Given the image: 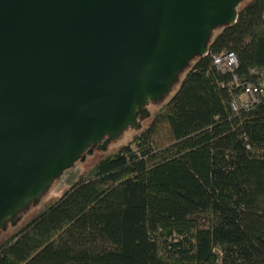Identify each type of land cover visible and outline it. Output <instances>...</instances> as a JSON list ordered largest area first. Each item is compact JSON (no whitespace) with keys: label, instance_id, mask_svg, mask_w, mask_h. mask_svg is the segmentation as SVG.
Segmentation results:
<instances>
[{"label":"trees","instance_id":"obj_1","mask_svg":"<svg viewBox=\"0 0 264 264\" xmlns=\"http://www.w3.org/2000/svg\"><path fill=\"white\" fill-rule=\"evenodd\" d=\"M237 12L131 143L8 223L0 264H264V95H243L264 71V0Z\"/></svg>","mask_w":264,"mask_h":264},{"label":"water","instance_id":"obj_2","mask_svg":"<svg viewBox=\"0 0 264 264\" xmlns=\"http://www.w3.org/2000/svg\"><path fill=\"white\" fill-rule=\"evenodd\" d=\"M242 1L0 0V234L140 129Z\"/></svg>","mask_w":264,"mask_h":264},{"label":"rangeland","instance_id":"obj_3","mask_svg":"<svg viewBox=\"0 0 264 264\" xmlns=\"http://www.w3.org/2000/svg\"><path fill=\"white\" fill-rule=\"evenodd\" d=\"M246 1H248V0H243V2H246ZM177 86H178V84H177ZM177 86L172 89V93L174 91H176ZM149 109L154 113L156 110L159 109V107L155 106V105H150ZM136 132H137L136 130H128V132L125 133L121 139H119L118 141H116L113 144H110L109 149H107L106 151H95V153L93 155H90L89 157H87V159H85V161H78L77 165L74 168H71L70 171L66 172L64 174L63 178L55 183V185L51 188V190L47 193V195L44 196L41 203L39 205H37L36 207H34L30 211V213L32 214L33 212L41 209L47 202L53 201L54 199H56L60 195H62L64 190L67 187H69L71 185V183L74 182V180H76L78 178L80 173L88 172L98 162V160L101 157H103L104 155L115 152L123 144L131 143L134 140L135 135L138 134ZM132 146L135 147L134 144Z\"/></svg>","mask_w":264,"mask_h":264},{"label":"built area","instance_id":"obj_4","mask_svg":"<svg viewBox=\"0 0 264 264\" xmlns=\"http://www.w3.org/2000/svg\"><path fill=\"white\" fill-rule=\"evenodd\" d=\"M214 62L221 70H231L238 65V58L235 53L227 52L214 56ZM243 95L249 99H256L259 95H264V71L258 83H249L245 86ZM249 101L250 100H244L239 104L248 106L250 103ZM235 107L237 106L235 105Z\"/></svg>","mask_w":264,"mask_h":264}]
</instances>
